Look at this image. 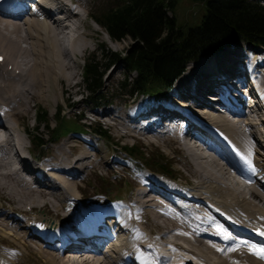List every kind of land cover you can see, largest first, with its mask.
Instances as JSON below:
<instances>
[{
	"label": "bare ground",
	"instance_id": "6f19581e",
	"mask_svg": "<svg viewBox=\"0 0 264 264\" xmlns=\"http://www.w3.org/2000/svg\"><path fill=\"white\" fill-rule=\"evenodd\" d=\"M37 3L36 12L29 10L27 0H0V192L9 202L5 205L0 194V237L20 243L17 253L10 243L7 248L14 252L4 255L16 253L20 263L29 250H36L51 264L58 258L59 264H76L81 258L83 264H264L252 252L255 243L264 244V209L256 201L264 202V139L257 127L263 123L258 114L262 104L258 102L253 114L244 112L239 88L264 89V50L244 41L230 43L188 61L185 66H194L184 67L160 96L126 99L130 106L125 110L115 105L96 111L124 129L120 136L169 143L177 163L180 156L174 152H180L192 186L179 182L172 167L168 179L153 170L132 175L118 164L124 174L112 173L135 182L123 191L126 197L120 192L114 196L119 186L112 185L110 193H96L94 202L87 203L73 180L88 176V155L101 151L94 147L95 140L78 139L92 155H74L76 145L58 140L70 151L56 147V155L40 162L47 148L31 154L20 135L24 131L31 142L23 123L34 103L53 104L65 88L72 92L78 58L94 38L83 28L82 2ZM86 15L95 21V14ZM214 99L236 118L211 107ZM100 157L99 167L110 166L103 159L107 154ZM132 169L140 171L142 166L132 164ZM22 207L31 213L19 225L11 218L22 213ZM140 212L164 229L163 235H156L161 241H155L152 226L139 221ZM51 219L57 221L53 228ZM243 238L247 244L238 242ZM167 250L184 255L167 262Z\"/></svg>",
	"mask_w": 264,
	"mask_h": 264
},
{
	"label": "trees",
	"instance_id": "16d2710c",
	"mask_svg": "<svg viewBox=\"0 0 264 264\" xmlns=\"http://www.w3.org/2000/svg\"><path fill=\"white\" fill-rule=\"evenodd\" d=\"M190 1L200 2L201 10L198 21L188 25L175 20L178 0H113L100 14L94 15L111 39L122 40L129 36L133 40L132 46L123 52L103 51L104 64L119 60L126 71L116 82L118 88L130 95L157 94L172 84L188 61L201 54L233 41L264 45V4L255 0ZM102 65L103 62L92 55L84 59L81 71L86 101L95 106L109 102L105 98L107 93H102ZM36 117L35 128L48 126L46 111L38 110ZM56 117L54 137L69 131H87V127L102 137L110 136L99 124L79 123L76 115L67 119L57 113ZM39 140V145L43 144L44 141ZM122 149L138 158L133 144L122 145ZM161 167L170 174V164Z\"/></svg>",
	"mask_w": 264,
	"mask_h": 264
},
{
	"label": "rangeland",
	"instance_id": "374dc122",
	"mask_svg": "<svg viewBox=\"0 0 264 264\" xmlns=\"http://www.w3.org/2000/svg\"><path fill=\"white\" fill-rule=\"evenodd\" d=\"M79 2L83 3V18H84V25L83 28L87 29L88 31L92 32L94 34V38H89L88 42L90 43V47L87 48L82 52V54L79 56L78 61H77V67H76V85L72 88V92L66 90L62 92V94L59 96L58 101L56 103L50 102L48 105L43 104L42 102H36L33 104L30 115L28 120L23 123L26 125V127L29 128V134L30 138L32 141H29V137L24 131H21L20 135L23 137L24 144L26 146L27 151L31 154L33 153H38L39 151L46 149L45 150V157L40 158V162L42 161H47L48 158L50 159L49 155L50 154H55L56 155V147H60V149L66 153V151H70V149H66L65 145L61 146L62 144L57 143L58 140H67V143L72 147V145H76L75 148H73L74 155L78 152L83 151V155L86 154V152H89L88 146L86 144L80 145L78 143V139L82 138H89L88 140L94 139L95 141V148L101 150L99 154L94 153L92 155V152H89L92 156L88 155V159L86 161L88 163H91L86 171V176L84 180L82 179L81 181L78 179H74L73 181L76 182L79 188V196L82 198H87V203H89V200L91 202H94L96 198V193H105L108 194L112 191L111 185L119 186V190L117 189L116 193L114 194L117 195L119 192L122 194V197H126V192H123L126 190L128 187V184L133 186L135 182L132 179H127L124 180L119 177L120 174H124V172L119 168L118 164H122L126 167V169L131 172L132 175L137 174L142 171H147V170H153L152 173L159 175L162 178H167L165 174L159 173L166 171L168 172V169H164L161 167V165H168L171 164L170 166L174 170V175L178 177V181L181 183H185L187 181L188 186H192V181L189 180V178H186V166H183L182 164V156L180 152L175 151V155H179L180 159L179 162H176L175 156H172L171 154V147L169 148V143H160L159 145L155 144L153 141L150 139H142V137H136V136H131V137H126L120 136V133L124 129H122L118 124L117 126L119 128H116L114 125L113 120H111L109 117H99V114L96 113L99 109L102 107H98L93 105L91 102L86 101V90L83 85V80L81 77V71H82V66L84 63V59L94 55L98 60H101L103 62V77H102V82H103V88H102V93H107L106 94V99L109 101L108 104H106L107 107H114L116 105V108H124L125 104H127L128 99L132 100H138L140 97H144L145 99H151V96L142 94V95H135V94H128L125 91H122L120 88L117 86V81L122 79L124 76V73L126 72L122 63L119 60L114 61L113 63L110 64H104L105 62L103 61L104 58L103 56V51L104 50H111V51H116V52H123L127 49H129L132 44L133 40L127 36L124 39L118 41V40H113L108 37L106 32L104 31L103 27L99 26L95 21H93L89 16L86 14H100L101 11L105 8L104 5L111 3V0H78ZM75 0V2H78ZM107 1H109L107 3ZM258 1L259 3L264 4V0H255ZM201 10L200 2L198 1H190V0H178L177 6L175 8V13L174 16L175 20L180 23L181 25H188L190 23H194L198 21L199 18V13ZM56 15V14H55ZM86 16V17H85ZM72 20V18H71ZM184 21V22H182ZM96 24V25H95ZM62 25V24H61ZM231 43H237V41H233ZM241 43V44H240ZM245 43L240 42L238 45H243ZM249 46V45H248ZM250 47H257V49L264 50V46H252ZM194 64L189 63L188 65L185 66V69L187 68H192ZM111 75V76H110ZM134 73L131 72L129 73V76H133ZM158 96L160 94L158 93ZM167 98V96H166ZM127 99V100H126ZM169 99V98H167ZM78 100H80L78 102ZM133 101V102H134ZM75 102V104H74ZM69 103H71L69 105ZM130 105V104H129ZM127 106V105H126ZM59 109V110H58ZM46 111L47 112V119H48V126H39L38 128H34L35 122H34V117L37 114V111ZM57 113H60V115L64 116L67 119H72L74 115H76L79 118V123H83L86 125H100L102 128L106 129L108 134L110 135L109 137H102L95 133L91 127H87V131L85 130H75V131H69L67 134L63 135H58L54 137V134H52L53 129H54V124L56 122V119H58ZM69 117V118H68ZM129 126H127L128 128ZM258 128H260L262 131V137L264 139V125L262 123L257 125ZM22 129V126H20ZM118 129V130H117ZM120 131V132H119ZM55 133V132H54ZM122 135V134H121ZM51 137H54L51 139ZM66 137L67 139H65ZM171 135L167 137V139H170ZM14 138V137H11ZM39 139H42L44 142L43 144L39 145ZM48 139H50L48 141ZM38 142V143H37ZM160 142V141H159ZM264 142V141H262ZM57 143V144H56ZM79 144V145H78ZM133 144L135 146L136 150V157L137 159H134L133 156L128 155L123 149L122 145H130ZM168 144V145H167ZM92 145V144H91ZM107 145V146H106ZM80 146V147H79ZM55 150V151H54ZM85 151V152H84ZM264 151V150H263ZM115 152V155H114ZM67 154V153H66ZM107 154L108 158H103L107 160V163L110 166H107L104 164V167H99L101 166L100 157L101 155ZM100 157V158H99ZM110 159H113V162L110 161ZM168 160V161H166ZM50 161V160H49ZM132 164H138L142 166V169L140 171H136L132 169ZM96 173H101L100 175L97 174H91V170L96 169ZM117 170L120 172V174H113L112 171ZM159 171V172H158ZM111 172V173H110ZM123 176V175H122ZM169 179V178H168ZM177 180V179H176ZM185 181V182H184ZM247 191H249V186L246 187ZM1 194V192H0ZM2 196V194H1ZM78 196V197H79ZM253 199H255V196H253ZM2 200L5 202V205H9V202L7 199L2 196ZM259 200V199H258ZM256 201L259 203L261 208L264 209V202L263 201ZM263 202V203H262ZM112 204V203H110ZM36 210V209H34ZM31 212L27 210V208L22 207V213L16 214L12 219L17 224H23L22 222L25 221L26 219H23L24 217L28 216ZM162 214V213H161ZM58 215V214H57ZM144 212H140L138 214V219L141 221L145 226L151 227V232L155 234V241L159 239L158 236L163 235L162 233L164 232L163 228L154 226L153 223H151L147 218L143 217ZM30 216V215H29ZM59 217L62 216L61 214L58 215ZM17 217V219L15 218ZM163 217V215H162ZM15 218V219H14ZM165 218V217H164ZM18 226V225H17ZM154 227V228H153ZM157 232V233H156ZM14 235V233H13ZM158 235V236H156ZM14 236H10V239H12ZM158 237V238H157ZM157 238V239H156ZM166 238L163 236V239ZM20 240H24L20 238ZM158 241H161L159 239ZM10 241H8V238H2L0 237V261H2L4 264H51L50 262L47 261V257L43 256L37 252L36 250H29V253L27 254L26 257H24V262L20 263V259L15 256L17 253L18 249L20 248V243H11L12 248L16 253L14 254H9L4 255L6 252H14L13 250H9L7 247L10 246ZM38 249H41L40 246H38ZM44 250H46L44 248ZM104 250V248H103ZM48 251V250H46ZM168 251V250H167ZM50 252V251H49ZM170 253V259L167 260V262H172L176 259H179L176 255H174V258H171L172 253L171 251H168ZM167 252V253H168ZM38 253V254H37ZM78 259H80V254L79 253H74ZM6 256V257H5ZM10 256V257H9ZM86 256H91L94 257L98 255H91L87 254ZM44 257V258H43ZM40 258V259H39ZM19 259V260H18ZM46 259V260H45ZM172 259V260H171ZM36 260V261H35ZM40 260V261H39ZM42 260V261H41ZM59 258L56 260V262L52 264H59L58 263ZM84 258H81V260H78L75 262L76 264H83ZM178 261V260H177ZM42 262V263H41ZM48 262V263H47ZM79 262V263H78ZM81 262V263H80ZM69 264V263H68ZM72 264V263H70ZM96 264V263H95Z\"/></svg>",
	"mask_w": 264,
	"mask_h": 264
},
{
	"label": "snow or ice",
	"instance_id": "6c2138e0",
	"mask_svg": "<svg viewBox=\"0 0 264 264\" xmlns=\"http://www.w3.org/2000/svg\"><path fill=\"white\" fill-rule=\"evenodd\" d=\"M253 171H255L254 167H253ZM261 235H264V233H261ZM252 252L255 255L259 256L260 258L264 259V247H260V248L253 247Z\"/></svg>",
	"mask_w": 264,
	"mask_h": 264
},
{
	"label": "water",
	"instance_id": "95a60500",
	"mask_svg": "<svg viewBox=\"0 0 264 264\" xmlns=\"http://www.w3.org/2000/svg\"><path fill=\"white\" fill-rule=\"evenodd\" d=\"M57 225V221H54L53 219H51V227H55Z\"/></svg>",
	"mask_w": 264,
	"mask_h": 264
}]
</instances>
